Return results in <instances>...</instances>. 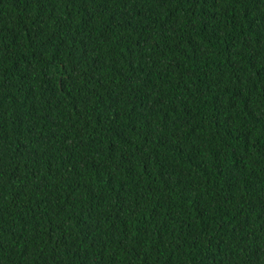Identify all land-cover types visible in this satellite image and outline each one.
Returning <instances> with one entry per match:
<instances>
[{
    "label": "trees",
    "instance_id": "trees-1",
    "mask_svg": "<svg viewBox=\"0 0 264 264\" xmlns=\"http://www.w3.org/2000/svg\"><path fill=\"white\" fill-rule=\"evenodd\" d=\"M0 264H264V0H0Z\"/></svg>",
    "mask_w": 264,
    "mask_h": 264
}]
</instances>
